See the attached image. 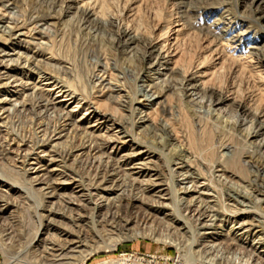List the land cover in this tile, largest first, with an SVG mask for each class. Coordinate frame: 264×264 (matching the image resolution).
Listing matches in <instances>:
<instances>
[{"label": "rangeland", "instance_id": "1", "mask_svg": "<svg viewBox=\"0 0 264 264\" xmlns=\"http://www.w3.org/2000/svg\"><path fill=\"white\" fill-rule=\"evenodd\" d=\"M69 3L0 0V9L9 5L7 13L18 24L25 23L23 27L35 38L16 44L0 32L4 49L0 57L6 52L5 59H13L6 79L11 86L21 79L39 87L5 104L12 108V103L25 102L11 114L14 125L8 122L16 140L29 144L23 148L33 147V152L47 159L53 149L59 151L68 144L73 150L83 148L84 155L51 162L48 169H55L58 177L50 173L48 179L54 184L66 179L78 186L63 192L74 207L82 206L72 213L84 220L80 226L70 224L63 203L44 198L43 185L32 180L34 174L24 173L19 162L2 156L0 147V207H5L0 210V264H56L46 247L63 241L61 231L85 240L77 257L65 264H119L123 258L130 259V264H192L196 236L190 232L195 223L183 209L180 213L191 226L186 233L169 226L162 213L147 220L145 204L150 200L139 183H145L148 176L137 177L121 201L115 202L118 206L95 208L98 196L103 195L97 189L99 181L114 171L124 172L119 160L132 148L141 152L143 172H159L169 188L167 204L175 197L178 175L188 162L196 176L209 180L218 209L229 214L245 208L247 213L239 222L251 223L253 231L237 245H230L234 237L230 229L237 226L234 218L226 215L222 222L215 220L214 227L223 229L218 239L223 252L219 263L248 264L258 236H264V200L258 202L251 194L238 196L240 204H235L227 198L233 185L244 193L264 185V133L252 134L254 126L248 122L253 118L264 121V0H79L96 10L98 21L68 9ZM36 26L38 30L30 31ZM124 29L136 35L134 47L119 41V31ZM154 40L166 43L169 54H177L176 73L165 76L151 71L154 58L147 55V47ZM102 73L108 84L94 79ZM197 73L202 74L201 82L190 90L187 79ZM147 85L148 93L144 91ZM60 87L73 96L72 101L54 102L60 99L55 96ZM31 94L42 95L54 105L45 109L40 102L35 106ZM147 96L150 101L145 100L150 99ZM93 109L95 113L85 114ZM65 115H69L66 126L56 132L50 126L45 129V139L49 138L45 152L36 149L43 134L39 124H52ZM103 145L105 151L99 148ZM112 146L117 147L115 152H110ZM80 193H84L82 198ZM46 205L65 213L52 218L53 226L45 219ZM109 213L126 226L109 228L104 221V217L110 219ZM256 263L264 264V256Z\"/></svg>", "mask_w": 264, "mask_h": 264}, {"label": "bare ground", "instance_id": "2", "mask_svg": "<svg viewBox=\"0 0 264 264\" xmlns=\"http://www.w3.org/2000/svg\"><path fill=\"white\" fill-rule=\"evenodd\" d=\"M3 1H5V0H3ZM8 3H9V5L11 4L10 2H8ZM9 5L5 6V10L0 9V32H2L3 34H6V36L8 37V40L11 42H14V43H16V42L20 43V42H24V41L25 42L28 41V43H29L30 40L33 41V39H35V38L31 37L32 35H30L29 30H27L23 27V26H26V24L24 23L23 26L21 24H18L19 21L18 22L16 21L18 19L15 20V16L13 17L12 15H10V13L9 14L7 13V11L10 9ZM0 7H1V4H0ZM67 8L68 9H75L76 11H81V13H83V15L86 16L89 20L96 21L98 19L96 10L94 8H91V7H85L84 5L79 3V0H70V3H69ZM38 19H39V17H38ZM41 19H44V18H41ZM26 28H28V27H26ZM36 29H37V26L33 27V29H30V31L36 30ZM177 31H178V29H177ZM39 32H40V30H39ZM31 33H33V32H31ZM43 34H45V33L43 32ZM118 35H119L118 36L119 41H122V43L126 47H134L137 43L136 35L132 34L130 32V30L124 29L122 31H119ZM39 36H41V35H39ZM36 40H38V39L36 38ZM36 42H38V41H35L33 45H35ZM39 42H41V41H39ZM38 45H36V46H38ZM40 45L42 46L43 43ZM3 50L4 49L0 47V51H3ZM147 50H148L147 55L153 56V58H154L152 65H151V68H152L151 71H153L154 74L166 76V75L174 74V73H176V71H178V68L176 67V61L174 60V58L176 57L177 54H169L170 52L166 48V43H161L158 40L157 41L154 40L148 44ZM6 54H7L6 52H3L1 57H0V132L3 133L2 135L0 134L1 154H2V156L6 157V158L15 159L17 162H19L20 169L24 173L28 172V171L32 172L34 174V176L32 177L33 178L32 180L43 185L41 188L42 196L44 198L50 197V198L56 199L57 204L63 203V205H64L63 208H65V210H67V212L69 211L68 213L70 215L68 214L69 217H67V218L71 222L70 224L75 225V226H80L78 224H79V222L83 216H80L78 214H73L72 212H74V211L76 212V209L78 207H82V206L78 203L79 205L77 204L76 207H74L73 201L72 202L70 201L71 198H69V194L67 195L64 193L65 192L64 190H66L68 187L73 186V188L76 190V188H78V186L75 185L74 182H71V181L66 182L65 181L66 179L63 180L62 178H61L62 180H60V182H55V184L53 183V181L52 182H51V180L49 181L48 176H50L52 174L54 176V173H55V176H57L58 174H56V172H54L55 169H53V168L48 169V167H49L51 162L55 161L58 158L59 159H65V158L67 159L68 157H71V156L78 157L80 155H84L83 154L84 150H82L83 148L73 150L70 147V145L68 144V145H65V147L62 148V150L59 149V151H57V150L53 149L52 154H47L49 157V159H47V157H43V156L41 157L38 153L33 152V150H34L33 147H31L32 149L31 148L30 149L29 148L28 149L23 148L24 146L29 147V144L27 145L26 142H24V141L19 142L16 140V136H14V131L11 130L12 128H10L8 126V122H11L14 125V119L11 116V114L14 113V108H16L18 106L23 108V105L25 104V102L24 101H22V102L17 101L15 103H12V108H9V107L6 108L5 104L12 101L13 100L12 97H14V96L26 91V90H32L34 92L39 87L37 88L35 85L31 84L30 82L22 81L21 79L18 82H16L14 85L11 86L10 82L6 81V79L9 77V73H10L11 69L13 68L12 67L13 66V64H12L13 59H11V58L5 59ZM9 61L11 63H6ZM14 61L17 63L18 59H14ZM25 62H27V61H25ZM95 78H96L97 82H99L101 84H108V82H109L103 73L97 75L96 77H94V79ZM201 78H202L201 73H197L196 75H193L190 78H188L187 81H188L189 89L194 90L195 87L198 86L199 83L201 82ZM10 87H13V88H10ZM48 90H52V89H48ZM55 90H58V89H55ZM144 91L147 93L150 91L149 85H147V88ZM55 96H56V98L60 97V99L57 101H54V102H61V101L69 102V101H72V99H73V96L70 93H67L66 90L65 91L62 90L61 87L57 91ZM32 97H33L34 102H35L34 104H36L35 106H39L38 104L40 102H44V104L42 106H44L45 109H47L48 107H52L54 105L53 101L44 98V96H42V95H40V96L32 95ZM147 97H149V96H147ZM145 100L150 101L151 98L150 99L145 98ZM139 103H141V101H139ZM140 105L141 104H139V106ZM91 113H95V109H93L89 112H86L85 114H87V116H88ZM68 118H69V115H65V116H62L60 119H57V118L54 119L52 124L49 122L46 123L43 121H42L41 125L38 123L39 124V126H38L39 130L38 131L40 134H41V132H43V134L41 136H39L40 145H37L36 149H41L40 152H45V147L49 146L48 145L49 138L45 139V136H46V133L44 134L45 129H47L50 126V127H52V131L56 132L59 128H62L68 124L67 123V121L69 120ZM248 122L254 126L253 130H252V134L257 135L260 133H264V121H260L256 118H253L250 121L248 120ZM41 127H43V128L40 130ZM121 138H125V136H122ZM31 139H33V138H31ZM35 141H34V143H35ZM29 142H31V141H29ZM122 142H123V144L125 143V141H122ZM106 146H107V144H106ZM106 146L103 145L99 148L101 150L103 149L105 151ZM95 148L97 149L98 147H95ZM92 149L94 150V148H92ZM116 150H117L116 146L110 147V152H115ZM131 151H133V152L125 154V155L122 154L121 159L119 160L120 164L123 165L122 170L124 172H118V171L115 172L114 171L111 174H109L108 178H103L101 181H99V183L97 185V189L100 190L104 196L103 195L98 196L99 201H98V203H95V208L97 209V211H99V209L106 208L107 206L108 207L113 206V208H114V206L116 205L115 202H117L118 200L121 201V199L123 198V195L125 193H127L128 187L135 185L137 177L148 176L145 183L144 182H141V184L139 183V185H141L142 191H144V193L148 194L147 198H149V200H150L149 203L147 202V204H145L146 209L148 211V214L146 215V219L151 220L155 213H162L163 218L168 220L169 226L173 225V227H175L177 229V231L179 230V231H182V233H186V231L190 230L191 226L190 225L188 226V224H187L188 222H186L185 219H183V216L180 213L181 209L186 210L188 212L189 219H191L193 221V223H195V226H196V228L193 232L189 231L190 233H192L193 236H196L195 237L196 240L193 241V245L196 246V248L192 249V250H194V252H192V254H191V257H192L191 259L193 261L192 264H206V263L220 264L219 261L222 258L221 255L223 252H221L222 246H221L220 242L218 241V239L223 234L222 233L223 229H222V227H219V225H218L219 230H216V228L214 227V221L215 220H220L222 222L224 220V218L226 217V215L229 216V218H230V216H231V218H234V222L237 224V226L236 227L232 226V229H230L234 234L233 235L234 237L232 238V242L230 243V245H232V246L237 245L238 244L237 242L239 240H241V239H243V237L245 238L247 235L251 234V232L253 231V229L251 227L252 224L246 223V222H241V223L239 222V220L242 218L243 214L247 213V210L245 208L241 209V210L236 209V210L230 211L229 214H227L228 212L225 214V213H223L224 210L222 211V210L218 209L216 207V204H215L216 203V199H215L216 194L213 193L212 187L209 185V182H208L209 180L208 181L202 180L203 178L201 179L198 176H196L195 173L192 171L191 165L187 164L188 162L181 167L182 169H185V171L181 172V173L179 172L180 175H178L181 177V179L178 182L180 184V185L178 184L180 187L178 188V190H176L174 192L175 197H173L172 202H169V203H172V205H169V203L168 204L166 203L167 201H169L171 199L170 198L171 196H170L169 191H168L169 188L161 180L159 172L158 173L152 172L151 174H149V172H143L146 169L144 167V165H145L144 160H142V157H141V152L140 151L139 152L134 151L133 148ZM75 152H77V153L75 154ZM116 168H118V166ZM217 171L221 172L219 177H223L222 176L223 175L222 170L219 169ZM50 173H52V174H50ZM116 175L119 177L118 181L113 180L111 177V176H116ZM60 177H62V176H60ZM137 182H138V180H137ZM253 185H255V184H253ZM240 187L245 188V186H240ZM231 188H230L231 189V195H228L227 199L233 201L234 203L236 202L235 204H237V203L240 204V202L238 200H236V198L238 196H242L243 198H247L246 195L250 196L251 194L254 197H258L257 198L258 202L264 200V185L262 187L260 185V188L255 187V188L248 189V190H250L249 193H244L243 191H241L242 189H239L235 185H233ZM78 191H81V189L79 188ZM83 194L80 193L78 195V197L82 198ZM0 202H2L1 198H0ZM145 202H146V200H145ZM109 205H111V206H109ZM116 206H118V205H116ZM170 206H173V209L171 208L173 213L169 212ZM133 207H135V206H133ZM1 208H5V207H3V206L0 207V210H1ZM45 208H46L45 211L47 213L45 219H47L49 226H53V223H52L53 219L52 218L54 216L55 217L56 216L63 217L64 216L63 214H65V213H62L63 211L61 212V210L59 209L60 207L57 208V207H53V205H48V206L46 205ZM83 208H85V207L83 206ZM78 209H80V208H78ZM174 213L178 217H176V215H174ZM107 217H109L110 219H106V217H104V221H107L108 227L111 228L112 230L114 228L121 229L122 227L126 226V223L121 224L120 223L121 220L119 218H117L116 216H114V214L109 213V215H107ZM258 217H259V215H258ZM82 220H84V219H82ZM254 220L259 221L256 218H254ZM152 221H153V219H152ZM104 225H105V223H104ZM69 232H66V231L62 232L61 231L60 232L61 235L65 236L63 241L61 240V242H59V243L58 242L57 243L52 242L46 247V250L48 251V253L51 256H53L56 264H65L67 261L75 258V256L81 252V248L85 245V240L83 239L84 237L82 238V237H80V235H77V234L74 235V233L71 234ZM254 233H259V231H255ZM256 244L257 245L252 250L250 249L251 253L248 255V261H249L248 264H257L256 263L257 260L260 261L261 257L264 256V236L259 235L257 240H256ZM259 248H263V249L260 250ZM195 258H197V259H195ZM129 261H130V259L123 258L119 262V264H130ZM195 261L197 263H195ZM82 263H84V261H81V264Z\"/></svg>", "mask_w": 264, "mask_h": 264}]
</instances>
